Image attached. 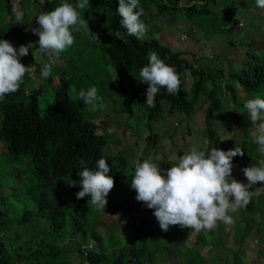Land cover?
Wrapping results in <instances>:
<instances>
[{
	"label": "trees",
	"instance_id": "obj_1",
	"mask_svg": "<svg viewBox=\"0 0 264 264\" xmlns=\"http://www.w3.org/2000/svg\"><path fill=\"white\" fill-rule=\"evenodd\" d=\"M209 1L139 0V8L144 10V15L140 19L146 25L151 24L154 17L151 7H154L159 17H173L178 12L190 20L204 18L210 13ZM24 2L33 7L32 15L27 14V4L24 7L26 12L23 13V7H21L19 13L22 20L18 24L16 16L10 11L8 0H0V21H2L0 39L8 40L17 50L20 46L29 45L28 41L37 39L30 37L34 36L31 34L30 21L37 19L40 14L55 10L62 3L75 6L77 0H22V4ZM182 2L184 5L181 6ZM118 6V0H89V6L81 11V17L88 20L90 28L84 33L92 35L90 40L94 38L93 44L86 42L82 48L70 47L62 53L52 66V74L47 80L41 79V69L48 62L47 55L39 53L42 60L37 62L30 50L27 56L21 57V60L26 67L35 66L34 72L40 82H35L26 75L20 89L0 102V140L4 143L5 155L14 162L27 158L32 165L28 182L24 183V188L15 189L13 197L14 200L31 201L32 205L21 212L15 225L7 220L6 197L0 191V264H73L69 254L75 251L80 256L79 249L74 250L75 246L68 245L67 240H71L74 235H81L82 241L88 239V235L96 241L101 240V235L95 230V222L101 220L99 215L101 210L88 204L90 197L77 199V193L82 190L79 187L78 174L81 170L80 161L83 160L90 170H97L96 162L101 158L105 159L110 168L108 175L115 181L114 188L119 186L122 179L130 183L133 177L124 175L122 171L124 165L117 164V157L114 158L103 152L107 141L103 135L97 133L99 127L90 119L93 114L84 113L85 104L77 97L80 90L95 86L98 89V95L103 99L104 91L101 86L106 83L110 67L117 72L119 84H122L125 79L138 81L140 70L148 64V53L155 51L179 74L181 86L178 94L169 95L167 90L162 88L156 96L154 108L146 105L148 86L142 83L139 90V94L143 96V108L147 118L145 125L149 130L147 141L152 149H155L159 138V135L152 130L154 120L165 114L181 115L188 119L194 114L195 107L205 100L209 104L204 115L208 123L203 129V135L212 149L227 151L220 147V141L211 125L222 94L225 95L222 99L231 98L234 106H238L240 102L237 101V92L234 89L237 83L246 92L256 95L261 93L263 95L261 98H264V53L256 55L248 50L241 69L237 73H229L225 82H221L222 74L213 75L211 71L203 67L188 63L183 59V56L187 55L184 51L172 52L156 39L138 41L135 37L126 36L127 43H123L116 37L117 32L126 33V29H122L120 25ZM139 8L136 11H139ZM226 21L229 22V19H226L224 23ZM227 25H224L225 29ZM81 33L73 31L74 38ZM33 46L39 50L38 43ZM95 51L97 54H94ZM70 54L75 55L71 63L73 66L71 74L74 77L65 75L66 69L59 66L60 61L68 60ZM67 66H69L68 63ZM185 70L189 71L192 81L189 90L185 88L183 82ZM53 80L57 83L54 90L55 98L43 103L38 99V95L43 88L48 92V85H51ZM28 82H31L33 86L30 93L26 88ZM35 83L38 84L37 87L34 86ZM244 105L242 112L247 113ZM40 107H44L41 112ZM233 162H237V159L234 158ZM17 176L19 177L18 174ZM73 180L77 182L76 187H70L67 184L72 183ZM107 200L109 203V196ZM151 217L148 219H154L156 224L154 214ZM21 226H28L31 233L21 234L19 231ZM139 226L135 228L136 234L130 242H135L139 238L140 244L137 248L130 250L128 264L150 263L155 259L156 250H165L166 245L171 242V237L167 238L161 228L160 234L149 230L150 237L146 241L145 238L138 236L141 235ZM88 229H91L90 234H87ZM186 230L182 229L181 232L184 233ZM203 236V231L196 232L191 246L183 251L182 244L180 248L169 250L167 257H177V262L174 264H208L201 253V248L206 242ZM242 236L243 234L240 238ZM258 243H264V234L260 235ZM154 244L157 248L152 246ZM118 247L114 245L111 249L117 250ZM107 249L103 247L99 252L90 251L87 257L89 263L106 264ZM134 252L140 258L144 257L145 261L136 260ZM119 259L113 260V264H127ZM237 259L236 251L233 252L232 261L236 263ZM80 262L82 260L76 264Z\"/></svg>",
	"mask_w": 264,
	"mask_h": 264
},
{
	"label": "rangeland",
	"instance_id": "obj_2",
	"mask_svg": "<svg viewBox=\"0 0 264 264\" xmlns=\"http://www.w3.org/2000/svg\"><path fill=\"white\" fill-rule=\"evenodd\" d=\"M26 4L27 14L30 16L32 15L31 11L33 7L24 2L22 4L23 13L26 12L24 11ZM180 5H184V3L182 2ZM209 5L210 13L206 17L192 20L180 15L178 12L173 17H159V15H156L154 7H151V13L154 14V17L151 24L147 25L148 31L144 39H156L172 52H186L187 55L184 56V59L188 63L203 67L211 71L213 75H220L219 72L223 70L222 78L220 79L223 82L230 72L237 73L241 69L244 56L248 50L256 55L264 53V9L257 7L255 0H210ZM226 19H229V22L226 21L224 23ZM36 20L30 21V24L34 25V28L39 27ZM3 21L5 22V20ZM233 23H242L243 27L225 29L224 25L228 24L227 26H229ZM182 27L187 30L189 35L185 41L179 39ZM192 28L196 29V33L193 35L190 34V29ZM29 36L28 34V39ZM30 37L34 38L35 36ZM36 37L35 41L30 40L28 43L32 44V49L30 50L32 55L33 52L35 53V60L38 62L42 58L39 55L40 51L33 46L38 43L39 37L38 35ZM91 37V34L82 32L81 35L75 37L72 47L78 46L82 48V45L85 46L86 42L93 44L94 38L92 42L90 40ZM94 54H97V52L95 51ZM74 57V54H70L67 58V63L70 66H67L66 62L65 64H59L60 67L66 69L65 75L68 77H74L71 74L73 69L71 63ZM21 63L25 65L23 60H21ZM34 70L36 68H33ZM31 77L35 82H40V79L33 74ZM183 77L185 88L189 90L192 81L188 70L184 71ZM118 81L117 72L110 67L106 83L101 86L104 91L102 93L104 96L102 99L104 108L97 111H89L85 105L84 113L93 114V117L90 119L102 129L99 130V134L103 135L107 141L103 147V152L112 155L114 158L117 157V164L124 165L122 171L126 177L130 175L133 177L135 166L138 163H142L144 159L152 160L160 166L162 172H166L171 166L177 165L179 157L183 156L193 147L204 151L206 155L210 153L212 148L203 135V129L206 128L208 123L204 116L206 105L200 102L195 107L194 114L188 119L184 116L166 115L160 121L158 120L159 122H154L152 130L159 135L160 139L155 149H152L147 141L149 130L145 125L147 119L143 115V96L139 94L142 83L130 79H125L122 84H119ZM36 85L38 84L35 83L34 86L37 87ZM56 86L57 83L54 81L51 85H48V92L46 91L47 89H41L38 99L46 103L55 98L54 90H56ZM26 88H28V93L29 90L33 89L31 82L26 84ZM234 89L237 92V101L243 104L249 99L261 98L263 96L261 93L257 95L255 93H248L237 83L234 85ZM222 90L225 91L224 89ZM224 96L222 94V98ZM222 98L218 101V104L215 102L218 108L214 114V122L216 121V125L222 124V122L228 123L230 119L229 115H232L231 119L234 122L231 125L236 126L235 116L241 115L242 112L239 108L237 112H234L237 109L231 98H228V100ZM118 109L119 112L116 111ZM43 110L44 107H40V112ZM238 126L239 124L237 125V129ZM212 127L215 131L216 129H221L220 126L215 127L214 123ZM109 128L114 129V131L109 133ZM257 133H260V131L257 130ZM219 139H221L222 147L233 150L229 148L232 142L228 141L230 143L228 144L227 140L231 138L227 137V134L220 135ZM167 141H171V147L168 146ZM5 152L4 143L0 140V191L6 197L5 207L8 208L7 220L12 221V224L15 225L21 212L24 209H29L32 205L31 201L26 202L14 200L13 198L14 190L24 188V183L28 182L27 179L31 173L30 169L32 165L27 161V158H23L21 161L18 159L14 162L10 160L9 156L5 155ZM135 197L136 192L131 189L130 183L122 179L119 186L110 192V201L107 207L99 213L101 220L95 222V230L101 235V240L96 241L88 235V239L82 241L81 235H74L71 239L74 241L67 240V244H73L71 246H75L73 248L75 250L79 248L80 244L93 243L95 252H99L103 247L108 248L106 264H113V260L117 261L119 258V261L127 263L131 253L130 250L137 248L140 244L138 242L139 238L135 242H130L136 234L135 228L138 225H140L138 229L141 232V235L138 236L145 238L146 241L150 237L149 230L157 234L161 232L158 221L155 224L154 222L151 223L150 220L154 210L147 208L142 202H138ZM138 208L139 211L137 210ZM126 210H129V212H126ZM93 212H95L94 207ZM129 223L130 225H128ZM181 230L179 226H171L164 233L167 238L171 237L170 244H173L174 241L175 247H178L179 243L180 246L183 244L182 249L184 251L191 246L195 237V231L187 229L183 233ZM19 231L21 234L31 233L28 226H21ZM90 231L91 229H88L87 234H90ZM153 232L152 234H154ZM230 232L228 234L224 232L222 234L216 233L217 235H214V243L211 240V235L213 234L209 231L204 232L203 238L206 242L201 248V253L208 261V264L215 262H218V264H231L233 252L236 251L238 252V259L235 264L264 263V251H260V249H264V243L256 244L252 238H244L242 239V243H237L233 231L230 230ZM236 234L240 238L241 234ZM170 244H167L166 249L163 251L156 250L155 259L147 264H174L177 257H167V252L173 250V246H170ZM217 244L220 245L218 249L216 248ZM114 245L119 246L117 250L111 249ZM152 246L157 248L156 244ZM134 254V258L139 262L145 261L144 257L140 258L135 252ZM69 257L73 264L82 260L75 251L70 253Z\"/></svg>",
	"mask_w": 264,
	"mask_h": 264
},
{
	"label": "clouds",
	"instance_id": "obj_3",
	"mask_svg": "<svg viewBox=\"0 0 264 264\" xmlns=\"http://www.w3.org/2000/svg\"><path fill=\"white\" fill-rule=\"evenodd\" d=\"M255 3L257 7L264 9V0H255ZM118 4L120 25L122 29H126V33L117 32L116 37L123 43H127L126 36L143 41L148 26L140 19L144 15V10L139 8V0H118ZM88 6L89 0H77L75 6L62 3L55 10L38 16L36 20L38 28L31 25V34L39 37L40 53L48 57V62L41 69V79L47 80L50 77L52 66L60 55L74 45L73 31L87 32L89 30L88 20L81 17V11ZM21 7L22 3L16 13L10 9L11 13L16 16L18 24L22 20L19 13ZM138 8L139 11H136ZM234 24H240V27H243L242 23L231 25ZM229 26H226V29L232 28ZM195 33L196 29H190L191 35ZM188 36L187 30L182 27L179 39L185 41ZM96 38L98 39L97 36ZM30 49H32V44L20 46L17 50L8 40L0 39V102L20 89L26 75L30 79H32V74L38 78L33 71L35 66L26 67L21 63V57L27 56ZM33 55L35 58L34 52ZM65 62L67 63V60L60 61L61 64ZM219 73L223 74V70ZM137 80L148 86L146 105L149 108L155 107L156 96L162 88L166 89L169 95H173L178 94L181 86V79L175 68L167 65L155 51L148 53V64L140 70ZM77 98L83 101L89 111L104 108L102 98L98 95V89L95 86L80 90ZM201 104L206 107L208 105L205 101ZM244 108L253 125L252 128H255L259 122L260 134L256 135L252 128L249 132L255 137V143L258 145L257 151L264 155V98L249 99ZM143 115L145 116V111ZM166 115L157 118L153 123L160 121ZM176 116L182 117L181 115ZM100 129L99 127L97 130L98 134ZM108 131L112 133L114 129L109 128ZM159 139L160 137L157 144ZM166 143L171 147V141ZM237 156H244L243 149L238 146L228 151L213 148L207 155L204 151L193 147L179 157L177 165L171 166L166 172H162L160 166L152 160L144 159L142 163L135 166L130 186L136 192L135 199L154 210L153 214L164 232H167L171 226H179L181 229L206 233L217 227L218 223L234 224V219L229 213L246 208L253 196L260 193L259 188L255 191L250 189L258 183H264V166L245 167L242 171L247 184L239 182L232 176L233 158ZM80 165L79 187L82 190L77 193V199L90 197L88 204L94 205L98 210H104L108 204L107 197L108 195L110 197V192L115 185L114 179L108 175L110 168L107 161L103 158L99 159L96 162L97 170H90L83 160L80 161ZM67 184L70 187L77 186L74 180ZM86 245H91L92 248L88 249L84 256L82 247ZM78 249L82 258L80 264L84 261L90 264L87 257L89 252L94 250V244L83 243Z\"/></svg>",
	"mask_w": 264,
	"mask_h": 264
},
{
	"label": "crops",
	"instance_id": "obj_4",
	"mask_svg": "<svg viewBox=\"0 0 264 264\" xmlns=\"http://www.w3.org/2000/svg\"><path fill=\"white\" fill-rule=\"evenodd\" d=\"M243 105H244L243 103H240V104L238 103V106L235 105L237 109L235 110V112L238 111V108L242 112ZM229 116H230V119L228 123L222 122V124L216 125V121L214 122V120H212L211 125H213L214 123L215 127L220 126L221 129H216V131L213 129L218 139L220 135H226V134H227V137L231 138L227 140V142L228 141L232 142L231 144L228 142V144H230L229 148L234 150V148L238 146L241 149H243L244 156L236 157L237 162H233L234 168H233V173H232L233 178L241 182L246 178L242 171L245 167L264 166V155H261L257 151L258 145L255 143V137L251 135L249 132V130L253 127V125L251 124V121L249 120L247 113L242 112L241 115L235 116V121L237 122V125L239 124L238 129H237V125L236 126L231 125L233 124L234 121H232L231 119L232 115H229ZM257 130L260 131L259 122L255 126V128H252V131L255 133ZM259 134L260 133H257L256 135H259ZM219 141H220V147H222L221 139H219ZM222 148L226 149L227 151L229 150L225 147H222ZM258 188L260 189L259 195H254L251 200V203L246 208L238 209L235 212L229 213L234 219V224L227 225L224 223H218L217 227L209 231L211 234H213L211 235L212 241L214 240V235H217L216 233L222 234V232H224L228 234V233H231L230 230H232L235 235L234 238L237 243H242V239L244 238H247V239L252 238L254 243L259 244L258 242L260 239V235L264 234V190L258 185H254L252 189L250 190L255 191ZM152 222H154V220H151V223ZM236 233L243 234L242 238H239ZM212 243H214V241ZM172 246H173V249L180 248V243L178 244V247H175L174 241H173ZM219 246L220 245L217 244L216 248L218 249ZM176 262L177 261H175V263ZM213 264H218V262H215ZM231 264H235V262L232 261Z\"/></svg>",
	"mask_w": 264,
	"mask_h": 264
},
{
	"label": "built area",
	"instance_id": "obj_5",
	"mask_svg": "<svg viewBox=\"0 0 264 264\" xmlns=\"http://www.w3.org/2000/svg\"><path fill=\"white\" fill-rule=\"evenodd\" d=\"M21 3H22V0H9V6H10L11 11L14 12V13L18 12V10L20 9ZM230 27H232V28H238V27H240V24H234V25L229 26V28ZM241 182L247 184V179L245 178ZM256 185L260 186L264 190V183H258ZM91 248H92L91 245L83 246L82 247V253H83V255L86 256L87 250L88 249H91ZM82 264H88V262L87 261H84Z\"/></svg>",
	"mask_w": 264,
	"mask_h": 264
}]
</instances>
